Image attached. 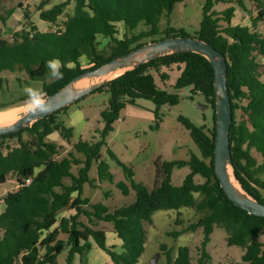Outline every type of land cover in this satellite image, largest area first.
Returning <instances> with one entry per match:
<instances>
[{"label": "trees", "instance_id": "trees-1", "mask_svg": "<svg viewBox=\"0 0 264 264\" xmlns=\"http://www.w3.org/2000/svg\"><path fill=\"white\" fill-rule=\"evenodd\" d=\"M50 1L42 0L38 9L40 19L50 24H54L65 6L73 2V13L66 15L59 28L40 32L27 23V29L15 34L12 41L0 37V73L24 72L29 80L42 83L41 91L45 96L55 93L86 70L156 41L153 38L160 34L161 19L166 26L164 38L188 37L183 31L169 26V14L182 0H65L42 10V6ZM245 1L255 9V16L250 21L252 27L261 24L264 28V0H204L195 38L212 46L226 59V84L232 111L229 129L232 167L242 189L264 204L261 194L264 182L259 179L264 173V81L257 75V65L251 57L253 50L264 57V35L247 26L231 25L235 12L233 4L245 10ZM217 4L230 6L218 12L214 10ZM4 20L0 16V21ZM118 23L124 28L120 39L115 37ZM97 36L109 39L103 51L94 47ZM87 46L92 50L91 63L82 68L80 59ZM52 59L61 62L63 76L60 79L47 78L46 62ZM174 65L182 68L172 86L174 93H168L156 85L155 75L164 84L168 77L160 69ZM213 79L210 63L201 55L190 52L163 56L125 72L90 93L104 91L109 94L106 108L99 112L104 123L100 139L96 142L79 140L72 146V151L60 159L57 156L61 146L47 137L57 133L67 143L72 138L73 130L65 125L62 117L68 106L34 122L31 127L0 135V185L8 176H13L17 185L15 191L0 197L5 206L0 214V264H56V258L64 250L65 264H72L75 255L84 264L91 249L90 240L108 255L110 263L105 264H138L145 248V225L152 224L153 213L174 211V222L180 226L182 223L177 219L180 210L187 208L195 210L198 220L167 234L177 239L186 232L201 229L203 237L197 248L198 258L193 263L190 249L181 246L171 260V250L160 245L159 251L164 253L167 264H207L206 245L215 227L224 230L228 246L242 249L240 264H264V242L257 240L264 234V218L236 207L227 199L215 176ZM187 87L201 94L212 109V124L208 129L181 119L199 156L191 154L188 160L157 162L154 185L148 189L135 182L131 168L107 149V155L122 169L126 179V182L116 183L115 187L122 196H128L132 191L133 201L109 211L102 203H90L82 198L83 185L92 186L88 177L92 163L96 165L98 182L113 181L99 150L105 144L104 136L113 130L125 105L146 99L156 108L174 106L178 102L176 93ZM24 100L25 96L19 99ZM7 106L1 105L0 112ZM237 111L241 114L240 119L235 118ZM155 118L159 121L156 114ZM12 141L14 145L10 146ZM73 166H78L74 174L71 172ZM182 167H187L189 173L179 186H173L171 172ZM37 169L40 171L35 173ZM195 177L201 178L202 182H196ZM27 179L29 183L25 184ZM65 179L69 180L68 185L64 183ZM104 196L109 197L108 193ZM66 209L73 210V214L57 220V214ZM80 217H84L85 222L80 221ZM100 223L111 224L121 243L120 252L106 246L104 230L98 228ZM61 234L65 236L64 240L59 239Z\"/></svg>", "mask_w": 264, "mask_h": 264}, {"label": "rangeland", "instance_id": "rangeland-1", "mask_svg": "<svg viewBox=\"0 0 264 264\" xmlns=\"http://www.w3.org/2000/svg\"><path fill=\"white\" fill-rule=\"evenodd\" d=\"M42 0H0V16L5 20L0 21V37L12 41L15 34L27 29L32 24L38 31H53L61 26L66 15L73 13V2H69L63 13L57 17L54 24L43 21L39 17ZM65 0H51L49 4L42 6V10L64 2ZM204 0H182L175 4L169 14V26L183 31L188 37H195L202 18V5ZM232 5V4H231ZM231 25L247 26L251 31L264 35V28L261 24L252 27L251 19L255 16L253 5L244 2L245 10H241L237 5ZM230 6L229 4H217L215 11H221ZM7 12H11L8 16ZM27 14V15H25ZM25 17L27 20H25ZM29 23V24H27ZM160 34L153 40H160L165 37L166 29L164 19L159 23ZM117 33L115 37L121 38L124 28L121 23L116 25ZM109 43L108 38L97 36L94 47L97 51H103ZM91 47L83 48V56L80 59V66L87 68L91 63ZM251 57L257 65V75L264 81V57L256 50H253ZM182 68V66H180ZM176 65L170 68H161L160 72L167 75L168 79L163 84L155 75V83L168 93H174L172 86L175 79L180 74V69ZM49 81V80H47ZM41 82L29 80L24 72H1L0 73V106L8 105L5 111L19 108L24 102L19 101L24 97L25 87H36L41 90ZM178 102L174 106H156L149 100L137 99L134 105L126 104L119 112V118L113 124V130L104 136V145L99 150L101 160L105 161L109 167V172L113 176L112 183L108 181H97L96 165L90 166L88 177L92 181V186L84 184L82 187V198L89 199L93 203H103L108 210L116 209L127 205L134 199V194L130 191L128 196H122L115 187L118 182H126L124 173L116 163L109 158L106 150L109 149L117 159L131 168L133 180L142 183L151 189L155 181L156 163L163 161L188 160L191 154L199 156L198 150L190 138L189 130L181 122V119L188 121L195 127L204 125L207 129L212 124V111L210 106L199 93L191 91V87L178 91ZM45 98V95H43ZM109 94L107 92L88 94L81 100L68 106L63 120L73 126V135L69 142L63 140L64 146L60 148L57 158L65 157L72 151V146L77 141L96 142L100 139L99 133L104 128V123L99 116V112L107 106ZM3 110V111H4ZM2 112V111H1ZM73 113V114H72ZM157 115L159 121L155 118ZM240 112L235 113V118L240 119ZM61 139V138H60ZM62 140V139H61ZM10 146L14 141L9 142ZM77 158L80 155L75 154ZM78 166H73L71 172L74 174ZM189 173L187 167L174 168L170 179L173 186H179L183 178ZM13 176H8L5 184L0 186V191L9 190L11 185L16 186ZM264 182V173L259 176ZM69 181L68 179L64 180ZM196 182L202 179L195 177ZM13 191L10 189L8 192ZM105 193L109 194L105 198ZM264 196V191H261ZM198 214L193 209H181L178 220L182 225L175 224L176 213L174 211H157L152 215V224H146V240L144 252L139 264H150L151 260L159 254L155 264H167L164 253L159 251V246L164 245V249L171 250V260L176 256L178 247L187 246L190 249L191 260L196 263L198 258L197 248L202 240V231L197 229L194 232H186L177 239H173L167 233L180 230L182 227L198 220ZM85 221V218H83ZM103 224V223H100ZM110 225V226H109ZM106 231H112L110 223L103 227ZM258 241L264 242V234L258 236ZM208 254L207 264H240L242 249L236 246H228L226 243V233L224 230L215 227L206 245ZM66 250L57 258L56 264H65ZM169 264H172L169 263Z\"/></svg>", "mask_w": 264, "mask_h": 264}, {"label": "water", "instance_id": "water-1", "mask_svg": "<svg viewBox=\"0 0 264 264\" xmlns=\"http://www.w3.org/2000/svg\"><path fill=\"white\" fill-rule=\"evenodd\" d=\"M189 52L204 57L210 63L214 73L215 138L213 165L219 186L227 199L236 207L245 210L248 214L264 218V204L253 199L242 189L235 177L231 163L229 129L232 124V111L226 84V59L222 53L195 37L179 36L150 41L94 69H89L76 75L58 91L43 98L49 106V111L47 113L33 115L27 111L19 115L11 124L0 126V135L16 133L31 127L34 122L75 103L105 83L148 61L167 55ZM124 68H127V70L111 80L103 81L95 85L83 86L76 90L73 89V86L83 79L105 76ZM229 172L238 184L240 191L231 183ZM158 257L159 254L156 255V258L151 260L150 264H155Z\"/></svg>", "mask_w": 264, "mask_h": 264}, {"label": "crops", "instance_id": "crops-1", "mask_svg": "<svg viewBox=\"0 0 264 264\" xmlns=\"http://www.w3.org/2000/svg\"><path fill=\"white\" fill-rule=\"evenodd\" d=\"M65 125L67 127H71L72 130H73V126L71 124L65 122ZM47 139L50 140V141L55 142L58 146H61V147L64 146L63 140L60 139V137L58 136L57 133H52L51 135H49L47 137ZM39 171H40V169H37V170H35V173H37ZM13 179H14V182H15V178H13ZM64 183L68 185L69 184V181H67V182L64 181ZM10 187H11L10 189H13V191H15L17 189V185L16 186L11 185ZM9 190L0 191V197L4 193L8 192ZM89 202L90 203H93L90 200H89ZM4 208H5L4 204L0 202V214L4 211ZM109 211H112V210H109ZM72 214H73V210H71V209H66V210L60 211L57 214V220H60L63 217H68L69 215H72ZM83 218L84 217H80L79 220L82 221V222H85V221H83ZM105 224L106 223L99 224L98 225V228H102L104 230L103 227L105 226ZM104 234H105L106 246L107 247H112V249H114L116 252H120V250H121V248H120L121 247V243L117 239V237H116L115 233L113 232V230L112 231H109V230L106 231V230H104ZM59 239L64 240L65 239V236L61 234V235H59ZM90 242H91V249L89 250V252L86 255L84 264H105V263H110V260H109L108 255L105 252H103L102 250H100L99 248H97V246L91 240H90ZM172 260H174V259H172ZM139 263H140V259H139ZM72 264H82L78 255H75L73 257Z\"/></svg>", "mask_w": 264, "mask_h": 264}, {"label": "clouds", "instance_id": "clouds-1", "mask_svg": "<svg viewBox=\"0 0 264 264\" xmlns=\"http://www.w3.org/2000/svg\"><path fill=\"white\" fill-rule=\"evenodd\" d=\"M46 68L48 69V79H60L63 76L61 71V62L58 59H52L46 62ZM25 96L24 107L30 114L39 115L47 113L49 106L43 99V93L36 87H25L23 89Z\"/></svg>", "mask_w": 264, "mask_h": 264}, {"label": "bare ground", "instance_id": "bare-ground-1", "mask_svg": "<svg viewBox=\"0 0 264 264\" xmlns=\"http://www.w3.org/2000/svg\"><path fill=\"white\" fill-rule=\"evenodd\" d=\"M125 70H127V68L117 70V71L112 72V73L105 75V76H100V77L91 78V79H83V80L79 81L78 83H76L73 86V89L76 90V89L82 88L83 86L95 85V84L102 83L103 81L111 80V79L117 77L118 75H120L121 73H123ZM25 112H27V111L25 110L24 105L19 107V108H13V109H10L7 111L0 112V126H6V125L11 124L14 120L17 119V117L19 115H21ZM229 177H230V181L233 184V186L237 190L240 191L238 184L233 179L230 172H229Z\"/></svg>", "mask_w": 264, "mask_h": 264}, {"label": "built area", "instance_id": "built-area-1", "mask_svg": "<svg viewBox=\"0 0 264 264\" xmlns=\"http://www.w3.org/2000/svg\"><path fill=\"white\" fill-rule=\"evenodd\" d=\"M29 183V179H27L26 181H25V184H28Z\"/></svg>", "mask_w": 264, "mask_h": 264}, {"label": "flooded vegetation", "instance_id": "flooded-vegetation-1", "mask_svg": "<svg viewBox=\"0 0 264 264\" xmlns=\"http://www.w3.org/2000/svg\"><path fill=\"white\" fill-rule=\"evenodd\" d=\"M210 109H211V107H210ZM211 111H212V109H211Z\"/></svg>", "mask_w": 264, "mask_h": 264}]
</instances>
